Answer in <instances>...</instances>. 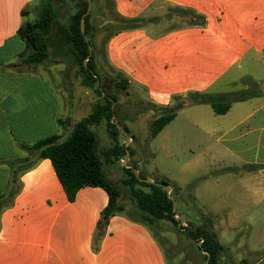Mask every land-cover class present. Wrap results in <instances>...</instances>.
Returning a JSON list of instances; mask_svg holds the SVG:
<instances>
[{"label": "crops", "instance_id": "1", "mask_svg": "<svg viewBox=\"0 0 264 264\" xmlns=\"http://www.w3.org/2000/svg\"><path fill=\"white\" fill-rule=\"evenodd\" d=\"M40 1L0 0V264H168L152 231L125 215L99 229L110 202L103 188L85 187L70 201L52 162L29 154L39 141L65 140L92 112L87 100L53 83L45 63L22 62L27 45L19 30L38 18ZM111 2L119 16L143 24L112 28L104 43L108 65L153 108L183 104L171 123L186 108L190 122L216 121L224 151L264 174V0ZM65 56L73 58L57 35L48 61ZM245 77L262 89L226 114L193 103L194 94L226 99L233 93L224 85Z\"/></svg>", "mask_w": 264, "mask_h": 264}, {"label": "rangeland", "instance_id": "2", "mask_svg": "<svg viewBox=\"0 0 264 264\" xmlns=\"http://www.w3.org/2000/svg\"><path fill=\"white\" fill-rule=\"evenodd\" d=\"M91 6L95 63L104 81L102 89L117 99V103H113L116 106L115 120L129 131L128 135L120 133L118 141L130 146L133 152L132 156L127 155L114 165L103 159L112 185L121 191L120 204L126 212L135 207L123 184L128 177L123 169L125 166L135 167L133 172L141 174L147 181L168 180L175 188L173 198L180 218L179 227L192 228L191 224L199 221V212L209 214L214 221V231L228 249L224 264H264V174L251 170V166L243 167L240 160L224 151L217 141L220 127L216 121L203 123L200 119L190 122L187 118L189 108L184 109L156 138H152V123L167 108H153L143 91L134 93L129 87L122 90L115 87L121 82L122 75L108 65L104 43L109 32L113 31L111 25L118 20L111 0H93ZM60 20L62 24L67 22L65 9ZM48 60L45 65L51 68L53 83L87 100L89 109L93 111L94 103L102 98L83 84L72 56L59 57L54 64ZM262 86L248 77L235 84L224 85L228 93H252ZM93 128L103 156V152L114 145H111L113 140L104 124ZM150 230L162 243L168 264H207L199 250L200 243L192 241L170 222L160 221L150 226Z\"/></svg>", "mask_w": 264, "mask_h": 264}, {"label": "trees", "instance_id": "3", "mask_svg": "<svg viewBox=\"0 0 264 264\" xmlns=\"http://www.w3.org/2000/svg\"><path fill=\"white\" fill-rule=\"evenodd\" d=\"M93 1V0H90ZM114 10V4L111 2ZM67 11V22L61 23L62 10ZM89 0H41L38 7V18L33 22H25L19 30L20 38L26 43V52L21 56L22 62L29 68H37L46 63L51 55L52 40L61 35L69 45L73 55V63L78 68L77 75L83 84L95 91L102 98L94 103L93 111L78 121L71 134L63 141L60 137L53 136L39 141L28 147L29 154L35 155L39 160L49 159L70 201H74L78 192L85 187L103 188L110 196V202L102 212L99 229L103 230L108 220L116 215L123 214L133 222L142 224L150 229V226L168 221L177 229L199 245L200 252L206 261L210 254L209 264H223L222 259L227 256L228 249L220 242L214 231L213 218L209 214L199 212L198 222L190 227H179L177 213L175 211V188L168 180H155L146 182L141 174H135L133 169L125 166L123 169L128 177L123 180L128 190L129 199L135 206L133 210L126 212V208L120 204L121 191L115 188L107 177L103 167V159L109 163L119 162L127 156L133 155L130 146H125L118 141L120 133L129 134L126 126L115 120L117 99L103 90L102 78L95 63V28L93 26V11L85 18V35L81 31V21L88 12ZM118 23L111 27L116 31H124L142 27V19H125L119 16L115 10ZM25 15V12H24ZM119 25V26H118ZM59 29V30H58ZM93 53L90 56L89 46ZM90 56V57H89ZM101 80L100 85L97 84ZM115 87L119 90L126 89L128 82L121 76V82ZM257 95V94H256ZM194 104H208L216 114H226L233 103L245 101L253 93L238 92L230 94L226 99L206 94H194ZM179 104L174 108H167L152 123L151 136L156 137L176 117L177 112L183 108ZM104 124L114 145L103 152L101 156L98 150V135L92 128ZM130 139V137H128ZM172 187L171 195L168 194Z\"/></svg>", "mask_w": 264, "mask_h": 264}, {"label": "water", "instance_id": "4", "mask_svg": "<svg viewBox=\"0 0 264 264\" xmlns=\"http://www.w3.org/2000/svg\"><path fill=\"white\" fill-rule=\"evenodd\" d=\"M91 8H92V6H91V1L89 0V9H88V12L83 16L82 21H81V31H82L83 35H85V26H84L85 18H86V16L91 12ZM89 49H90V56H91L92 53H93V49H92V46H91V45L89 46ZM90 56H89V57H90ZM97 84H98V85L100 84V83H99V80H98ZM127 155H128V157H129V155H130L129 152H127ZM128 168H131V166H128ZM250 169H251V170H252V169H257V166H251ZM145 181H146V182H150V181H147V180H145ZM168 189H169L168 194L171 195L172 187H169ZM171 199H173V197H171ZM173 200H174V199H173ZM175 205H176V202L174 201V206H175ZM207 255H208L207 264H209V261H210V257H211V255H210V254H207Z\"/></svg>", "mask_w": 264, "mask_h": 264}, {"label": "built area", "instance_id": "5", "mask_svg": "<svg viewBox=\"0 0 264 264\" xmlns=\"http://www.w3.org/2000/svg\"><path fill=\"white\" fill-rule=\"evenodd\" d=\"M131 141V140H130ZM127 147V146H126Z\"/></svg>", "mask_w": 264, "mask_h": 264}]
</instances>
